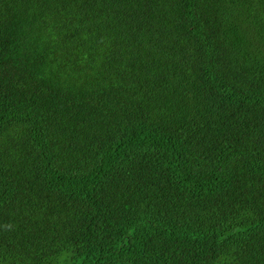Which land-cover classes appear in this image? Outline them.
Masks as SVG:
<instances>
[{"label":"trees","instance_id":"16d2710c","mask_svg":"<svg viewBox=\"0 0 264 264\" xmlns=\"http://www.w3.org/2000/svg\"><path fill=\"white\" fill-rule=\"evenodd\" d=\"M0 264H264V0H0Z\"/></svg>","mask_w":264,"mask_h":264}]
</instances>
